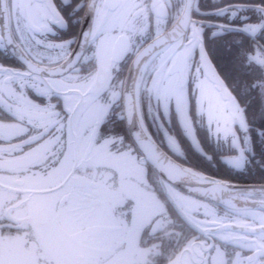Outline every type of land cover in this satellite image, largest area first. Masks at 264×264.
<instances>
[{
    "label": "snow or ice",
    "instance_id": "6c2138e0",
    "mask_svg": "<svg viewBox=\"0 0 264 264\" xmlns=\"http://www.w3.org/2000/svg\"><path fill=\"white\" fill-rule=\"evenodd\" d=\"M0 264H264V0H0Z\"/></svg>",
    "mask_w": 264,
    "mask_h": 264
}]
</instances>
